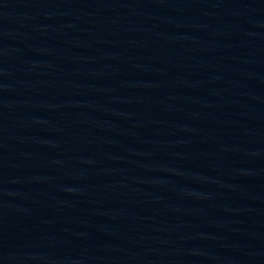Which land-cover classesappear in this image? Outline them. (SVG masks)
Here are the masks:
<instances>
[{
  "label": "water",
  "instance_id": "1",
  "mask_svg": "<svg viewBox=\"0 0 264 264\" xmlns=\"http://www.w3.org/2000/svg\"><path fill=\"white\" fill-rule=\"evenodd\" d=\"M0 264H183L12 0H0Z\"/></svg>",
  "mask_w": 264,
  "mask_h": 264
}]
</instances>
